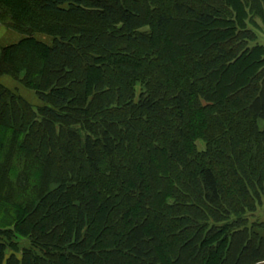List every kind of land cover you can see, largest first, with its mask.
Masks as SVG:
<instances>
[{
  "label": "trees",
  "instance_id": "obj_1",
  "mask_svg": "<svg viewBox=\"0 0 264 264\" xmlns=\"http://www.w3.org/2000/svg\"><path fill=\"white\" fill-rule=\"evenodd\" d=\"M249 16L264 0H0L21 35L0 46V228L29 244L7 264H264Z\"/></svg>",
  "mask_w": 264,
  "mask_h": 264
},
{
  "label": "crops",
  "instance_id": "obj_2",
  "mask_svg": "<svg viewBox=\"0 0 264 264\" xmlns=\"http://www.w3.org/2000/svg\"><path fill=\"white\" fill-rule=\"evenodd\" d=\"M21 35L11 28L3 25L0 23V46H5L11 43H15L20 39ZM8 79V81L12 84L11 88L17 87V84L13 79L10 77H2L0 80ZM18 91L21 92L27 99L31 95L29 92V89H26L24 86H18ZM26 93V94H25ZM6 230H13L12 227L7 228H0V243L6 244L5 250L2 251L1 257H0V264H7V261H13V259H16L17 261H21L23 257V253L21 251V248L26 247L23 246L22 243L25 241V238L18 233H15L12 238H7L5 235ZM12 242L16 243L17 246L20 247V249H16Z\"/></svg>",
  "mask_w": 264,
  "mask_h": 264
},
{
  "label": "rangeland",
  "instance_id": "obj_3",
  "mask_svg": "<svg viewBox=\"0 0 264 264\" xmlns=\"http://www.w3.org/2000/svg\"><path fill=\"white\" fill-rule=\"evenodd\" d=\"M246 22L248 23V26L250 29H252L257 37V41L258 43L264 45V20L259 18V17H252L249 16L246 20ZM3 84H6L7 86L12 87V84L8 81V79L5 80H0ZM30 92V96L28 97V100L32 103V104H37L38 103V99L36 97V93L33 90H29ZM26 94V93H25ZM200 147H203V144L200 143ZM252 221H260L263 222L264 221V196L262 198V202L261 204H259V207L257 209V211L255 212V214L251 217ZM23 246H28V242L25 240L22 243Z\"/></svg>",
  "mask_w": 264,
  "mask_h": 264
}]
</instances>
